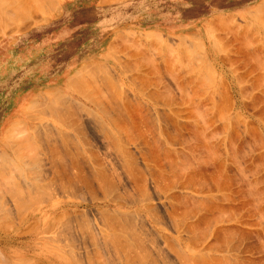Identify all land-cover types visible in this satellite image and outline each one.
I'll use <instances>...</instances> for the list:
<instances>
[{
	"label": "rangeland",
	"instance_id": "rangeland-1",
	"mask_svg": "<svg viewBox=\"0 0 264 264\" xmlns=\"http://www.w3.org/2000/svg\"><path fill=\"white\" fill-rule=\"evenodd\" d=\"M35 1L0 0V264H264V0Z\"/></svg>",
	"mask_w": 264,
	"mask_h": 264
},
{
	"label": "bare ground",
	"instance_id": "bare-ground-1",
	"mask_svg": "<svg viewBox=\"0 0 264 264\" xmlns=\"http://www.w3.org/2000/svg\"><path fill=\"white\" fill-rule=\"evenodd\" d=\"M7 1V0H6ZM111 1V0H110ZM36 3H38V0L37 1H35ZM41 2V1H40ZM102 2H106V0H102ZM107 2H108V0H107ZM55 3V2H54ZM11 4H13V3H11ZM29 4H30V2H29ZM40 4V3H39ZM22 5V4H21ZM47 5V4H46ZM15 6V5H14ZM16 6H18V5H16ZM25 6V5H24ZM30 6V5H29ZM29 6H27V8L30 10V9H36L35 7L36 6H34V8H33V6L31 5V7H29ZM44 6V5H43ZM42 6V7H43ZM45 7V6H44ZM54 7H56V6H54ZM6 8V7H5ZM17 8H19V7H17ZM10 9V8H9ZM13 9H15V8H13ZM39 9V8H38ZM37 9V10H38ZM44 9V8H43ZM46 9V8H45ZM58 9L60 10L61 8H60V5H59V7H58ZM27 10V9H26ZM53 10V9H52ZM57 10V9H56ZM25 10L23 9V12H24ZM28 11V10H27ZM26 11V12H27ZM45 11V10H44ZM4 14V13H3ZM13 14V13H12ZM16 14V13H15ZM14 14V15H15ZM43 14V13H42ZM46 14H48V13H46ZM23 15H27L28 16V14H23ZM44 15V14H43ZM17 16H18V14H17ZM19 16H21V13H20V15ZM48 16V15H47ZM12 17H14V16H12ZM16 17V16H15ZM23 18H25V17H23ZM14 19H16V18H14ZM28 19V18H27ZM44 19V18H43ZM17 20V19H16ZM30 21V20H29ZM46 21V20H45ZM27 61H28V57H23V61H22V63L23 64H26L27 63ZM27 192V191H26ZM27 193H30V192H27ZM32 198V197H31Z\"/></svg>",
	"mask_w": 264,
	"mask_h": 264
}]
</instances>
